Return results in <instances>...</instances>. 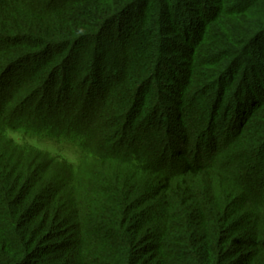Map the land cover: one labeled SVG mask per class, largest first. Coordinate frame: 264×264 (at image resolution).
<instances>
[{
  "label": "trees",
  "instance_id": "16d2710c",
  "mask_svg": "<svg viewBox=\"0 0 264 264\" xmlns=\"http://www.w3.org/2000/svg\"><path fill=\"white\" fill-rule=\"evenodd\" d=\"M0 264H264V0H0Z\"/></svg>",
  "mask_w": 264,
  "mask_h": 264
},
{
  "label": "rangeland",
  "instance_id": "374dc122",
  "mask_svg": "<svg viewBox=\"0 0 264 264\" xmlns=\"http://www.w3.org/2000/svg\"><path fill=\"white\" fill-rule=\"evenodd\" d=\"M71 101L76 102V103L72 102L75 106L76 104L77 105L80 104V100L74 96ZM42 104L43 103H39L37 100L33 102V105L29 104V106H31L30 111L33 109H37V107L41 108V106L43 107L46 103L44 105ZM76 108H78V106H76ZM3 113L4 115H6L4 110H3ZM8 136L12 138L17 137L19 141H27L30 145L37 148L38 150H42L51 155H57L60 158H63L74 164L78 162V160L80 159L82 155L81 149L79 147L80 142L76 138H73V137H67V138L59 137V136L52 137L45 133H37V132H33L30 130H26V129L16 130L13 133H9ZM20 148L22 149V147ZM22 150H25V148H23ZM14 152L22 153L21 150L19 149H15ZM27 156H28L27 158H33L31 155H27ZM38 162L42 163V160L39 159ZM262 179L263 177H260V180Z\"/></svg>",
  "mask_w": 264,
  "mask_h": 264
}]
</instances>
